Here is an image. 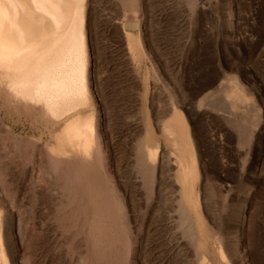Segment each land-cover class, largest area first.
I'll return each instance as SVG.
<instances>
[{
    "label": "rangeland",
    "instance_id": "rangeland-1",
    "mask_svg": "<svg viewBox=\"0 0 264 264\" xmlns=\"http://www.w3.org/2000/svg\"><path fill=\"white\" fill-rule=\"evenodd\" d=\"M81 15L79 111L102 168L61 166L73 114L17 95L0 65V264H264V0H82ZM157 142L189 174L145 181L138 152ZM115 187L128 208L111 212Z\"/></svg>",
    "mask_w": 264,
    "mask_h": 264
},
{
    "label": "bare ground",
    "instance_id": "bare-ground-1",
    "mask_svg": "<svg viewBox=\"0 0 264 264\" xmlns=\"http://www.w3.org/2000/svg\"><path fill=\"white\" fill-rule=\"evenodd\" d=\"M131 1L133 2L134 0ZM81 8L82 0H0V65L8 69H15V73L10 77V87L17 95H20L26 100L33 101V104H35L34 102L43 103L46 111H48V113L55 119H62L67 115L73 114L71 119L65 124L62 132H60V146L58 145L59 155L57 156V159L59 162L63 163L61 166H64V163L74 164L75 166H78L79 170L86 173L89 169L91 171L93 169L95 170L96 167L102 168V164L98 155V150L100 148L99 144L96 143V145L94 143V138L89 132L91 128V115L88 116L79 111L81 108L87 106L90 100L87 85V58ZM130 24L131 23H129V25ZM124 31H126L128 35L133 33V30L128 26H126ZM94 125H92V128ZM166 131L169 135L173 136L175 146L178 149H181L183 144L181 141H178V136H174V134L179 131L176 130V126L169 123L166 126ZM95 137L98 139L96 133ZM147 144L144 145V148H140V152H138L139 150L137 151L139 154L137 161L139 165L138 169L145 181H150L152 184L155 183V180H157L156 178L160 177V174L163 171V166H167L168 168L172 165H176L178 169H184L183 161L181 159L175 160L177 162V164H175L176 162L172 161L171 156L166 157V150L161 144H159V142L152 146ZM183 171H186L189 174L187 170L184 169ZM92 172L97 173L96 170ZM88 176H90V174H88ZM189 177L190 176H188V179ZM105 180L109 181L107 178ZM103 182L105 183V181ZM99 183L100 181H98V184ZM97 189H100L99 186ZM117 189L115 194L113 193V190H111L112 194H114L112 196L113 205L112 203L110 204L111 212L119 209L121 206L122 209H125L127 206V200H125L119 189ZM149 192L150 191H148V193ZM148 193H146L147 196ZM178 210H183L181 205L178 207ZM104 215L105 214H103V216ZM116 218L118 219L117 216ZM182 220L187 223L188 216L182 213ZM114 222H116V220ZM201 224H199V228L202 230L203 226H201ZM125 228L127 229V227ZM262 245L264 246V244ZM197 246L200 249L204 248L201 240L197 241ZM201 254V264H210L205 254Z\"/></svg>",
    "mask_w": 264,
    "mask_h": 264
}]
</instances>
